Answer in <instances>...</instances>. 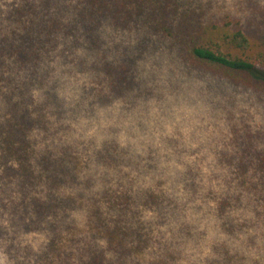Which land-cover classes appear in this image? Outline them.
<instances>
[{"label":"rangeland","instance_id":"obj_1","mask_svg":"<svg viewBox=\"0 0 264 264\" xmlns=\"http://www.w3.org/2000/svg\"><path fill=\"white\" fill-rule=\"evenodd\" d=\"M228 18L259 38L264 0H0V44L31 40L40 49L30 67L8 50L0 54V123L9 124V101L24 94L61 103L37 148L61 156L70 146L80 174L79 183L58 181L38 166L41 176L24 184L21 162L1 156L0 147L3 264L95 261L107 241L77 198L90 191L79 185L86 176L95 191L120 176L131 190L164 194L159 204H140L158 240L133 249L124 264H264V198L253 202L255 195L238 188L239 164L255 179L264 157V90L193 66L177 37V27L191 34ZM113 77L123 87L110 90ZM92 87L104 89L102 100ZM106 142L118 166L98 157ZM227 192L242 200L221 213ZM226 219L240 224L228 227Z\"/></svg>","mask_w":264,"mask_h":264},{"label":"trees","instance_id":"obj_2","mask_svg":"<svg viewBox=\"0 0 264 264\" xmlns=\"http://www.w3.org/2000/svg\"><path fill=\"white\" fill-rule=\"evenodd\" d=\"M187 15L189 18L194 16L191 12H188ZM230 18L221 24L205 25L191 34H186V31H180L177 27V37L182 43L181 53L187 62L197 68L228 77L255 89L264 90V34L259 38L252 37L239 26V21L234 22ZM165 27L166 30H172L171 25L165 24ZM172 33L173 31H171ZM37 43L31 40L30 42L20 40V42H11L8 48L0 44V54L2 51L8 50L15 63L26 67L36 66L40 62V49ZM120 69H124V66L121 65ZM107 71L110 73L109 69ZM32 72L41 80V76L35 69ZM121 80L120 77L111 78L109 87L113 88L110 90L123 87L125 83ZM92 89L94 88L92 87ZM103 90L101 87L96 90L100 100L105 94ZM50 95H53L52 98H56L55 94ZM24 96L25 94L23 97L9 101L11 121L6 127L0 123L1 156L9 158L11 155H15L18 158L22 164L20 168L24 171V184L31 185L35 178L41 176V173H37L38 166L49 169V176L54 180L64 179L66 181L65 178H69L78 182L76 180L77 176H80L77 171L78 157L70 146H65L62 149L63 155L61 156L55 155L48 148L44 152L37 148L39 139L52 130L51 111L59 112L61 103L53 104L47 96L37 101L31 97V94L26 98ZM53 145L52 141L50 146ZM107 145L109 142L104 143L103 147L96 151L98 157L108 166H118L116 165L117 159L111 152L115 148L112 143L111 146ZM120 153L123 154L122 150L119 151ZM261 159L263 160L258 161L254 166L253 173L258 175L257 178L255 176V179L249 177L248 165L239 164L238 166V170L243 174L241 180L238 181V188L255 195L257 200L253 199V202L257 203L258 200L264 198V157ZM63 161H67L69 168L60 166L59 163ZM150 167L152 168L151 172L158 170L148 165V168ZM135 168L139 169V172L145 170L138 165ZM122 172L119 168V175ZM89 179L90 177L86 176L85 180L81 181L82 184L79 185H85L84 189L90 191L88 193L79 191L77 198L91 212L90 223L96 229L102 228L103 234H106L107 248L104 250L99 248L95 255V261L85 264H124L133 249L141 250L152 240H158L153 233L155 230L154 221L150 223L144 219L142 216L143 205L140 204H159L164 200V194L156 189L131 190L128 180H121L120 176L115 182L110 181L95 191L91 187L93 182L90 183ZM188 185L191 186L193 183H188ZM71 197L73 198V196ZM241 200L242 196L239 193H235L232 197L227 192L226 196L220 197L218 209L223 213L226 208V212L229 207H234ZM256 205V203L253 204L254 208H257ZM232 220L226 219L224 225L233 227L240 224ZM96 229L92 228V230ZM95 232L91 237L92 242L95 240L94 244H96L97 237ZM108 249L116 252L118 258H114ZM107 252L110 256H107ZM173 253L169 251L170 256Z\"/></svg>","mask_w":264,"mask_h":264},{"label":"clouds","instance_id":"obj_3","mask_svg":"<svg viewBox=\"0 0 264 264\" xmlns=\"http://www.w3.org/2000/svg\"><path fill=\"white\" fill-rule=\"evenodd\" d=\"M0 264H3V262H2V261H0Z\"/></svg>","mask_w":264,"mask_h":264}]
</instances>
